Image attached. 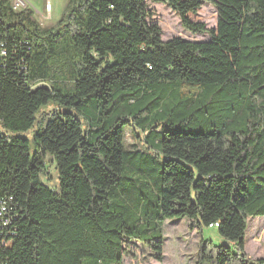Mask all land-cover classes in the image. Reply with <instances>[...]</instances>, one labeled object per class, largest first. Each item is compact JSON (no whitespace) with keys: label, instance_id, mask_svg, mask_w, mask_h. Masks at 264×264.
Returning <instances> with one entry per match:
<instances>
[{"label":"trees","instance_id":"obj_1","mask_svg":"<svg viewBox=\"0 0 264 264\" xmlns=\"http://www.w3.org/2000/svg\"><path fill=\"white\" fill-rule=\"evenodd\" d=\"M148 1L69 0L44 27L0 0V122L35 126V149L0 132V264H124L133 241L162 260L184 217L229 241L203 238L197 264H264L245 249L264 216V0H150L208 40H164Z\"/></svg>","mask_w":264,"mask_h":264},{"label":"rangeland","instance_id":"obj_2","mask_svg":"<svg viewBox=\"0 0 264 264\" xmlns=\"http://www.w3.org/2000/svg\"><path fill=\"white\" fill-rule=\"evenodd\" d=\"M34 10V17L44 27L54 25L65 13L69 0H29ZM149 8L153 11L151 21L157 22L162 28L164 40L179 36L192 40H208L207 33H193L186 29L181 23L180 16L170 6L161 2L148 1ZM198 20L204 21L208 27H216L218 23L217 7L209 2H205L200 8ZM54 103H49L44 110L54 107ZM192 120L188 121L190 125ZM34 128L29 130H10L5 128L0 122V132L9 138L13 136L28 137L31 140L33 149ZM142 137V136H141ZM143 141L133 133L131 127L126 128L125 147L133 149L141 148ZM48 173L42 175V180L51 186L58 187V175L54 165L53 157L45 155ZM192 220L188 217L180 219H167L163 224L165 242L163 248V258L159 260L154 250L141 243L133 241L126 245L124 251V264H197L199 259V249L202 239H210L217 245L229 243L221 236L217 227L206 226L199 229L196 225H191ZM245 249L249 258L257 259L264 257V216H250L246 234Z\"/></svg>","mask_w":264,"mask_h":264},{"label":"built area","instance_id":"obj_3","mask_svg":"<svg viewBox=\"0 0 264 264\" xmlns=\"http://www.w3.org/2000/svg\"><path fill=\"white\" fill-rule=\"evenodd\" d=\"M12 5L15 10H21L23 8L32 7L29 0H12ZM0 52L4 53L5 50L0 45ZM3 209H5L3 207Z\"/></svg>","mask_w":264,"mask_h":264},{"label":"bare ground","instance_id":"obj_4","mask_svg":"<svg viewBox=\"0 0 264 264\" xmlns=\"http://www.w3.org/2000/svg\"><path fill=\"white\" fill-rule=\"evenodd\" d=\"M212 225V224H211ZM215 225H218V223H215Z\"/></svg>","mask_w":264,"mask_h":264}]
</instances>
